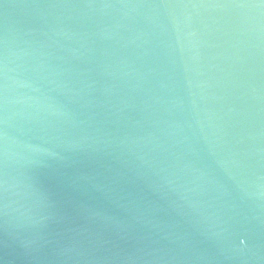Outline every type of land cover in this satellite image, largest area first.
Returning <instances> with one entry per match:
<instances>
[{
    "label": "water",
    "instance_id": "1",
    "mask_svg": "<svg viewBox=\"0 0 264 264\" xmlns=\"http://www.w3.org/2000/svg\"><path fill=\"white\" fill-rule=\"evenodd\" d=\"M0 264H264V2L0 0Z\"/></svg>",
    "mask_w": 264,
    "mask_h": 264
},
{
    "label": "snow or ice",
    "instance_id": "2",
    "mask_svg": "<svg viewBox=\"0 0 264 264\" xmlns=\"http://www.w3.org/2000/svg\"><path fill=\"white\" fill-rule=\"evenodd\" d=\"M262 2H264V0H262Z\"/></svg>",
    "mask_w": 264,
    "mask_h": 264
}]
</instances>
